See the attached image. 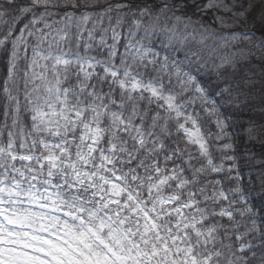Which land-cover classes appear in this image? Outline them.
Segmentation results:
<instances>
[{"label":"snow or ice","instance_id":"1","mask_svg":"<svg viewBox=\"0 0 264 264\" xmlns=\"http://www.w3.org/2000/svg\"><path fill=\"white\" fill-rule=\"evenodd\" d=\"M252 6L0 0V264H264V161L217 163L197 111L221 141L220 107L264 102V29L220 31Z\"/></svg>","mask_w":264,"mask_h":264},{"label":"rangeland","instance_id":"2","mask_svg":"<svg viewBox=\"0 0 264 264\" xmlns=\"http://www.w3.org/2000/svg\"><path fill=\"white\" fill-rule=\"evenodd\" d=\"M250 2L252 3L253 6H252V9L248 13L247 20L242 21L239 24L232 25V27H230V28L220 29V31L222 33H231V32L244 33V32H246L251 36L253 41H256V42L259 41V39L261 38V34H259L258 32L261 31L262 29H264V0H250ZM218 14H222V13H218ZM58 18L59 17H57V19ZM112 23L115 24V17L114 16H113ZM229 23H231V21H229ZM90 26L91 25H89V27ZM103 26L104 27L109 26L106 18L104 20ZM127 30L124 33L122 28L119 29V31L122 32L123 36L127 35ZM109 36H110V33H109ZM124 42H126V41L122 39V43H124ZM109 43H111L110 39H109ZM208 43L211 44L212 41L209 40ZM252 47H253V45L250 43V41L241 39L236 44L235 47H233L230 44L227 49H224V51L232 52V53H239L241 50L247 51L248 48H252ZM120 50L123 51V48H121ZM253 51H255L254 48H253ZM235 58L237 60L240 59L239 55H237ZM241 64H243V67H247L246 66L247 64H249V65L251 64L252 66H255L259 69V72L255 71V73H253L252 69L247 70L248 69V67H247L246 72L249 75H251V77L256 78L257 84L260 87V83L264 82V64H260V62L257 58H252V60L250 62L241 61ZM209 65H211V61H209ZM197 111L200 112V116H201V119L203 121V130L205 131V133L211 132L213 134L212 136L208 137V140H209V144H210V150L212 151L216 162L219 163L222 156L224 155V153L217 151V149L222 144L231 143L233 145V149L228 151L227 155H232V156L236 157L234 163L237 167H240L239 161H238L239 157L237 158V154H238L237 150L240 147V143H244V141L241 139H238V137L236 135L232 134V130L229 129L231 123L229 122V119L225 116V113H224L222 107H220V114H221L220 118L225 119L226 123L228 124V128L226 129L228 136H227V138H225L221 141H217L215 139V134L218 131V129L215 126L216 117L207 115L206 113L201 111L199 108H197ZM250 122H252V121L247 122V124L245 126V134H246L247 141H249V140L256 141V142L264 141V121L252 122L251 124H250ZM249 127L252 128L251 132L248 131ZM250 137H254V138H250ZM225 176H226V173H220V174H218V179L224 180ZM230 187H232V185L228 184L227 181L225 180L223 183V188L225 190H227ZM237 219L239 220L240 217L237 216Z\"/></svg>","mask_w":264,"mask_h":264},{"label":"trees","instance_id":"3","mask_svg":"<svg viewBox=\"0 0 264 264\" xmlns=\"http://www.w3.org/2000/svg\"><path fill=\"white\" fill-rule=\"evenodd\" d=\"M113 4L117 2H121V0H111ZM101 3L103 4V0H101ZM71 11L72 9H63L61 11ZM90 11H100V8H94V9H89ZM115 17V14H113ZM123 32L125 33L127 30V25H125L122 28ZM262 31V30H261ZM261 31L258 33L261 34ZM92 54H95L94 52ZM181 58H182V54ZM243 65V64H241ZM248 67L247 70H251L252 72L255 73V71L259 72V69L255 66H252L251 64L246 65ZM247 67H243V75L245 76H251L249 75L246 71ZM253 79L256 80V78L252 77ZM202 82L206 87L209 88L210 92L215 91V85L217 83L215 75H209L207 72L202 73ZM222 86V85H221ZM260 87L258 84H256V89H259ZM255 91V89L253 90ZM214 99L216 97H213ZM222 109L225 113V116L230 119V130H232L239 139L243 140L244 143H242V147L247 148L246 152H248L249 155L247 157L241 158L242 165L244 164L243 162L248 161V164L250 167H243V173L245 175V180L248 178V173L250 170L253 172L262 167V165L257 164V161H264V141L262 142H256V141H247L246 134H245V126L247 122L252 121V122H259V121H264V111L261 109H264V102H262L259 97L257 96V99L254 100L250 107L244 108L243 110L241 109H236L234 107L224 105L222 106ZM245 154V153H243ZM211 179L215 180L218 179V174H213Z\"/></svg>","mask_w":264,"mask_h":264}]
</instances>
